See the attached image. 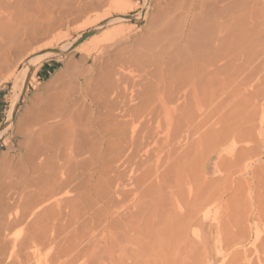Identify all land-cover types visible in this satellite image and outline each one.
Segmentation results:
<instances>
[{"label":"rangeland","instance_id":"obj_1","mask_svg":"<svg viewBox=\"0 0 264 264\" xmlns=\"http://www.w3.org/2000/svg\"><path fill=\"white\" fill-rule=\"evenodd\" d=\"M160 1H151L147 19L132 21L138 27H133L131 36L120 44L119 49L131 48L135 41L143 40L149 31L156 29L160 12L165 8L168 10L167 7L168 18L179 19L190 11L199 24L217 9L216 23L222 24L224 34L229 38L226 81H221L220 75V84L211 89V103L193 109L192 117L184 123L192 134L191 149L166 158L160 171H150L145 183L150 191L141 202H132L130 196V201L123 206L120 202H111V207L100 213L92 208L94 217L101 214L96 217L98 228L94 227L93 233L91 226H96L97 219L92 217L89 203L94 205V202H71L67 215L51 218L54 223L51 219L45 222L42 212L31 216L29 229L49 228L52 232L49 233L57 236L53 251L58 248L66 253L65 257L61 256V261L57 259L59 263L56 260L49 264H64L63 260L67 262L73 257L77 258L68 261L69 264H264V0H169L167 6L165 3L159 5ZM49 6V0H37L32 6L15 11L10 21L14 25L8 23L11 27L7 25L4 37L0 36L3 40L0 49V130L5 129L0 136V222L6 202H21L22 209L35 202L36 186L32 180L35 174H31V158L26 151L31 147L29 133L36 115L43 108L67 105L66 108L69 106L72 113H76V116L71 113L70 117L77 127H81L80 120H83L82 124L85 118L80 114L89 108L88 95L97 89L94 81L92 85L86 84L90 74L98 76L97 69L91 70L95 68L93 59L87 65L82 59L84 53L76 50L45 59L34 68L33 81L20 92L18 78L32 51L52 40L60 47L92 30L91 27H79L84 19L50 25ZM139 10L137 6L129 13L135 14ZM178 13L180 17L175 16ZM72 60L76 61L77 73L68 78L66 64ZM84 68L86 75L82 74ZM63 71L64 74H59ZM78 73L83 76V84L77 82ZM15 101L13 117L9 119ZM79 116L80 120L77 119ZM70 125L71 122L66 128ZM65 136L68 137V132ZM136 160L133 164L119 162L117 170L127 184L125 189L132 187L133 176L142 174L136 169L131 171ZM27 170H30V187L23 192L21 183L26 175H22L28 173ZM15 186L23 193L18 194ZM141 190L133 191L141 193ZM111 195L118 198L115 188ZM76 205L82 208L81 212H77ZM99 205L102 207V203L96 206L95 202L94 207L100 208ZM138 209H142L141 214L139 210L134 215L139 214L141 220L138 224L140 216H137L133 231L129 228L126 232L118 226L122 222L118 214L124 218L128 210ZM92 218L95 222H90ZM136 223L141 225L138 229L141 227L142 231H137ZM116 233L120 240L114 238ZM129 237L136 240H129ZM119 241L123 247L118 245ZM6 257L0 251V264L9 263Z\"/></svg>","mask_w":264,"mask_h":264},{"label":"bare ground","instance_id":"obj_2","mask_svg":"<svg viewBox=\"0 0 264 264\" xmlns=\"http://www.w3.org/2000/svg\"><path fill=\"white\" fill-rule=\"evenodd\" d=\"M151 1L153 0H141V2L49 0L48 23L50 25L84 19L81 26L80 23L78 24L79 27H91L92 34L79 44L76 43L83 35L67 41L60 47L55 46V41L52 40L32 51L27 56L25 68L18 78L21 82L20 92L28 82L33 81L34 68L41 65L45 59L76 50L84 53L82 59L87 65L93 59L95 68L91 70L97 69L98 76L90 74L86 84L92 85L94 81L97 89L88 95L90 106L88 105V109L83 107L85 111L80 114L82 118H85V122L81 124L83 120L80 116L77 117L81 119V127H77L78 124H75L70 117L72 109L68 108L69 106L66 108L67 105L61 107L57 104L58 107L43 108L44 110L42 109L40 114L36 115L37 118L35 117L29 133L31 147L26 151L32 161L29 160L32 167L31 174H35L32 179L35 180L36 186V191L33 193L35 202L25 209H22L21 202H6L3 216H1L0 251L7 255L8 264H49L66 255V253L63 254L62 249L56 248L57 251H53L57 236L50 234L51 231H48L49 228L47 229L46 225V228L42 227L39 231L29 229L31 216L35 214L37 216L42 212L46 217L45 222L51 218L63 217L69 212L67 209L69 206L71 208V202H86V204L94 202V205L89 203L91 207L89 211H93V208L98 209L99 213L106 210V207H111V202H120L123 206L125 202L130 201V196L132 202H141V199H145L150 191L149 187L145 186L150 177V171L153 169L160 171L166 158L173 157L174 154L186 153L191 149L192 134L185 128L184 123L192 117L193 109L210 104L211 89L219 85L221 81H226L229 67L227 40L229 38L227 34H224L222 24L216 23L217 9L212 16L204 15L207 16L205 21L203 19L200 21L204 23L199 24L195 14L190 15V11L183 17H180L179 13L175 15L180 17L179 19L168 18L169 7H167L168 10L165 8L162 9L163 12H160L156 29L151 28L153 30L151 32L148 29L146 37L139 42L135 41L132 47L129 45L131 48L124 49L121 46L122 48L119 49L120 44L131 36L129 33L133 27H138L132 21L137 22L148 18ZM168 2L169 0H162L158 4L165 3L167 6ZM34 3H37V0H0V36L4 37L7 25H14L10 21L15 11L30 7ZM137 6L140 7L138 13H129ZM1 41L3 40L0 38V49ZM3 58L1 57L2 60ZM75 62L72 60L66 64L68 71L65 75L68 78L77 73L78 67ZM61 73L64 74V71L59 74ZM83 73L86 75L85 68ZM219 76L222 77L221 81ZM82 77L78 76L79 84H83ZM76 91L79 93V90ZM15 105L16 101L9 112V119L13 117ZM73 115L76 116V113ZM181 118L186 120L182 121ZM70 122V127L66 128ZM4 130H0V136ZM66 132H68L67 138ZM166 149H168L167 152ZM135 160L137 167L135 166L136 168L134 167L131 171L136 169V172L142 171V174L133 176L132 187L125 189L123 187L127 184L117 169L120 164L132 163ZM121 161L123 163L119 164ZM117 163L119 165H116ZM27 171L26 174L23 172L19 174L26 175L21 183V191L30 187L28 181L30 170ZM16 188L18 186H15V191L20 192L18 194L24 192ZM114 188L115 193L118 194L116 199L111 195ZM139 188L142 192L134 193L133 190ZM18 194L17 198L20 197ZM95 202L96 206L102 203V207L100 205V208L94 207ZM84 206L87 207V205ZM76 207L74 210L78 208ZM129 208L130 205L126 207V210ZM81 209L78 208L77 212H81ZM141 210L133 212L128 210L124 218L118 214L117 217L122 220L121 225L118 226L120 228L122 226L126 232L129 228L133 231L132 228ZM114 212L117 213L116 210ZM134 212L139 214L134 215ZM94 215L92 217L96 218L99 214L95 217ZM92 219L90 222L96 221V226H91V232L94 227L98 228V219L95 221ZM140 220L141 216L137 219L138 224ZM137 223L138 229L141 225ZM139 230L142 231L141 227L137 231ZM124 235L126 236L127 233ZM135 235L133 238L137 239ZM125 236H121V239L126 240ZM114 238L120 240L117 233ZM133 238L129 237V240H136ZM120 244L119 241L118 245H123ZM73 258L71 259L75 260L77 257ZM72 260L63 261L64 264H69Z\"/></svg>","mask_w":264,"mask_h":264},{"label":"water","instance_id":"obj_3","mask_svg":"<svg viewBox=\"0 0 264 264\" xmlns=\"http://www.w3.org/2000/svg\"><path fill=\"white\" fill-rule=\"evenodd\" d=\"M92 34V31H89L87 34H85L84 36H82L76 44H79L81 41H83L84 39H86L88 36H90Z\"/></svg>","mask_w":264,"mask_h":264}]
</instances>
